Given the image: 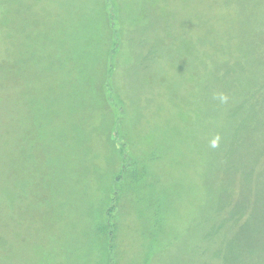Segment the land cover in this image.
Returning a JSON list of instances; mask_svg holds the SVG:
<instances>
[{"label":"rangeland","instance_id":"rangeland-1","mask_svg":"<svg viewBox=\"0 0 264 264\" xmlns=\"http://www.w3.org/2000/svg\"><path fill=\"white\" fill-rule=\"evenodd\" d=\"M263 29L264 0H0V264H264L220 184Z\"/></svg>","mask_w":264,"mask_h":264},{"label":"trees","instance_id":"trees-1","mask_svg":"<svg viewBox=\"0 0 264 264\" xmlns=\"http://www.w3.org/2000/svg\"><path fill=\"white\" fill-rule=\"evenodd\" d=\"M255 43L261 59L264 60V29L262 34L256 35ZM260 76L261 78L255 77L250 82L251 87L241 93L246 104L242 108L251 109L256 118L262 119V132L257 129L255 121H251L249 126L242 131L239 144L226 145L220 151L224 165L223 177L220 179L221 186L228 183L230 167L236 165L241 168V172L248 175L246 177L242 173L239 174L238 189L237 191L236 188L234 189L236 196L228 200L226 208L229 214L225 215L230 219L233 218L236 228L230 234L229 239L224 238V242L230 245L238 244V247L243 248V252H248L252 247L255 250L260 243L264 242V73ZM227 92L229 95L238 93L232 85ZM228 149H231V153L235 155L226 157ZM254 162L259 164V168L255 170H253ZM246 262L249 264L253 261Z\"/></svg>","mask_w":264,"mask_h":264},{"label":"clouds","instance_id":"clouds-1","mask_svg":"<svg viewBox=\"0 0 264 264\" xmlns=\"http://www.w3.org/2000/svg\"><path fill=\"white\" fill-rule=\"evenodd\" d=\"M213 146H215V143L213 144Z\"/></svg>","mask_w":264,"mask_h":264}]
</instances>
